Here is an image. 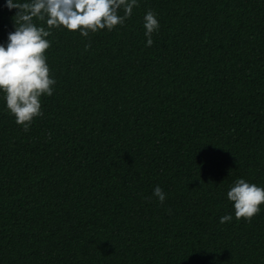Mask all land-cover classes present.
I'll list each match as a JSON object with an SVG mask.
<instances>
[{"label": "trees", "instance_id": "1", "mask_svg": "<svg viewBox=\"0 0 264 264\" xmlns=\"http://www.w3.org/2000/svg\"><path fill=\"white\" fill-rule=\"evenodd\" d=\"M48 39L43 115L24 130L0 94V264H264V204L219 223L236 178L264 186V0H138Z\"/></svg>", "mask_w": 264, "mask_h": 264}, {"label": "clouds", "instance_id": "2", "mask_svg": "<svg viewBox=\"0 0 264 264\" xmlns=\"http://www.w3.org/2000/svg\"><path fill=\"white\" fill-rule=\"evenodd\" d=\"M137 5L138 0H4V7L17 11L14 30L0 42V94L15 123L27 130L35 117L43 115L40 98L53 94L56 80L50 75L46 51L54 29L78 32L81 37L112 31ZM159 26L156 15L146 11L142 23L146 47L153 44L152 34ZM152 195L161 203L166 198L159 185ZM225 196L233 211L220 216L219 223L234 218L250 221L264 204V186L238 177Z\"/></svg>", "mask_w": 264, "mask_h": 264}]
</instances>
